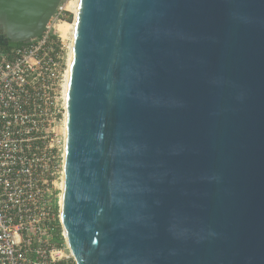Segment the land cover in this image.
Masks as SVG:
<instances>
[{"label":"water","instance_id":"obj_1","mask_svg":"<svg viewBox=\"0 0 264 264\" xmlns=\"http://www.w3.org/2000/svg\"><path fill=\"white\" fill-rule=\"evenodd\" d=\"M65 1L0 0L3 43ZM72 41L75 264H264V0H80Z\"/></svg>","mask_w":264,"mask_h":264},{"label":"built area","instance_id":"obj_2","mask_svg":"<svg viewBox=\"0 0 264 264\" xmlns=\"http://www.w3.org/2000/svg\"><path fill=\"white\" fill-rule=\"evenodd\" d=\"M75 19L63 3L0 54V264H75L60 221L73 41L58 28Z\"/></svg>","mask_w":264,"mask_h":264},{"label":"bare ground","instance_id":"obj_3","mask_svg":"<svg viewBox=\"0 0 264 264\" xmlns=\"http://www.w3.org/2000/svg\"><path fill=\"white\" fill-rule=\"evenodd\" d=\"M79 4H80V0H74V2H72V4L70 5L71 10L75 12L76 18H77L78 11H79ZM58 28L62 32L63 36H66L67 33L70 31L71 32V37H72V40H73V36H74V33H75V29H76V19H75L73 24L63 23V24H60ZM71 62H72V54H71L70 63H69L70 67H71Z\"/></svg>","mask_w":264,"mask_h":264},{"label":"trees","instance_id":"obj_4","mask_svg":"<svg viewBox=\"0 0 264 264\" xmlns=\"http://www.w3.org/2000/svg\"><path fill=\"white\" fill-rule=\"evenodd\" d=\"M69 20H71V17L69 18ZM21 44H13V43H7L4 44L3 42H0V54L2 52H9L10 50H12L13 48H17L20 47ZM57 242L61 245L62 244V240L61 237L57 238Z\"/></svg>","mask_w":264,"mask_h":264},{"label":"rangeland","instance_id":"obj_5","mask_svg":"<svg viewBox=\"0 0 264 264\" xmlns=\"http://www.w3.org/2000/svg\"><path fill=\"white\" fill-rule=\"evenodd\" d=\"M70 2H71V3H70ZM72 2H74V0H66V1L64 2V5H65L67 8H69V9L71 10L70 5L72 4ZM70 22H71V23L73 22V16L71 17ZM63 23H64V22H63ZM63 23H61V24H63ZM0 42H3V40H2L1 37H0Z\"/></svg>","mask_w":264,"mask_h":264}]
</instances>
